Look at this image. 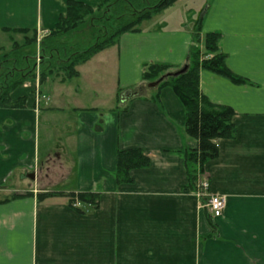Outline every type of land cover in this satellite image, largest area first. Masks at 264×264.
Listing matches in <instances>:
<instances>
[{"label": "crops", "instance_id": "0c3cea01", "mask_svg": "<svg viewBox=\"0 0 264 264\" xmlns=\"http://www.w3.org/2000/svg\"><path fill=\"white\" fill-rule=\"evenodd\" d=\"M68 1L0 0V30L41 36L67 13ZM185 1L154 16L163 23L143 22L77 65V77L51 76L42 84L37 77L19 87L11 99L26 98L23 108L0 107V264H264V0L180 6ZM179 6L185 19L170 25L166 13ZM199 20L201 47L206 33H221L229 68L252 84L201 72L202 94L236 112L235 137L218 141L219 155L203 172L227 197L220 218L190 183L181 101L170 87L158 102L154 92L139 91L147 86L146 66H185ZM12 39L23 41L0 31V55ZM127 92L133 95L123 101ZM43 142H58L57 153H44ZM134 148L151 164L119 184L118 152ZM70 177V186L51 189ZM49 192L96 193L99 206L81 214L67 197L39 199Z\"/></svg>", "mask_w": 264, "mask_h": 264}, {"label": "trees", "instance_id": "16d2710c", "mask_svg": "<svg viewBox=\"0 0 264 264\" xmlns=\"http://www.w3.org/2000/svg\"><path fill=\"white\" fill-rule=\"evenodd\" d=\"M178 0H101L97 7L70 0L67 13L62 16L50 35L37 45V30L1 29L9 35H21L23 41L11 40L10 50L0 55V107L23 108L26 98L12 101L11 94L27 82L39 78L40 83L51 76H59L63 82L79 75L76 66L88 61L93 55L117 44L119 38L127 32L140 31L143 22L154 15L173 6ZM91 20L100 34L89 48L80 45H68L62 38ZM97 21V22H94ZM112 21L116 27L109 28L104 23ZM97 23V24H96ZM113 24V25H114ZM222 34L206 33L202 43L201 22L195 23L193 44L188 53L184 73L164 80L155 93L153 100L159 101L162 89L170 87L181 101L185 113V133L189 139L185 168L190 183L195 186L204 172L205 164L218 157V141L235 137L237 127L234 123L235 110L229 106L212 103L201 92L200 80L203 70L211 71L230 80L236 85H252L251 82L233 72L228 64L226 54L219 47ZM37 57L40 63L37 64ZM184 66V67H185ZM182 67V68H184ZM168 64H150L146 66L142 80L149 84L163 75L177 72ZM150 158L140 148L121 150L117 156L116 178L119 184L131 183V171L149 167ZM51 196L68 198L69 205L81 214L96 210L99 195L90 192L64 194L49 192L39 194V199ZM80 204V206H77Z\"/></svg>", "mask_w": 264, "mask_h": 264}, {"label": "rangeland", "instance_id": "374dc122", "mask_svg": "<svg viewBox=\"0 0 264 264\" xmlns=\"http://www.w3.org/2000/svg\"><path fill=\"white\" fill-rule=\"evenodd\" d=\"M193 3H194V0H186L185 3L182 4V5H180V6L186 5L187 7H190ZM180 6L179 7H176V9H171L169 11L170 13H166V17L168 19H171V24L170 25H176V22L177 21H184L185 17L182 18L183 16H181L182 11H183V9H181V8H183V7H180ZM198 15H199L198 12L195 13L193 18H195ZM154 16L150 20H152L153 18L154 19L152 21L146 22L145 23V26H152V25H154L156 23H163V21L161 19H159V17H154ZM181 18H182V20H181ZM200 20L198 22H201ZM94 22H97V21H94ZM113 24L114 23L112 21H110L108 23H104L103 25L104 26L107 25V26H109V28L116 27V25L115 24L113 25ZM194 28H195V25H194ZM99 34H100L99 28L94 27L92 21L91 20H88L87 22L83 23L79 28H77V29L69 32L68 34H66L62 38V40L64 42H66V44H68V45H72L73 46V45L77 44V45H80L81 48L87 49L90 46H92V45L95 44L96 37ZM49 35H50V32L48 31L45 34H42L41 36H38V38H37V45L39 46L40 43L42 42V40L45 39ZM152 90H154V89H146L145 92H152ZM145 92H143V93H145ZM57 145H58V142L55 143V144L52 143L50 145V147H48L43 142V144H42V150H43L44 153H53V155H54V154L57 153V150H55V148H56ZM51 148H54V149H51ZM56 176H58V175H56ZM49 177L52 178V176H49ZM44 179L45 180L47 179V175H44ZM73 180H74V177H70L68 180H66V182H64L62 184H59L58 186H56V188H51V189L52 190L65 189L67 187V184H68V186H70L72 184Z\"/></svg>", "mask_w": 264, "mask_h": 264}, {"label": "built area", "instance_id": "2783aa9c", "mask_svg": "<svg viewBox=\"0 0 264 264\" xmlns=\"http://www.w3.org/2000/svg\"><path fill=\"white\" fill-rule=\"evenodd\" d=\"M47 32L48 31H43L40 32V34H45ZM37 62H40L39 57H37ZM37 102H39V99ZM196 193L213 218H220L223 216L227 206V197L212 190V182L209 177L203 174L199 176L196 183ZM77 206H80V204H77Z\"/></svg>", "mask_w": 264, "mask_h": 264}, {"label": "water", "instance_id": "95a60500", "mask_svg": "<svg viewBox=\"0 0 264 264\" xmlns=\"http://www.w3.org/2000/svg\"><path fill=\"white\" fill-rule=\"evenodd\" d=\"M187 69V66H185L184 68H182L181 70L177 71V72H170L167 73L165 75H163L161 78H159L157 81L151 82L149 84H147V86H142L139 88L140 92L145 91L146 89H156L158 88V86L160 85V83H162L164 80L170 78V77H175L178 76L182 73H184ZM133 95L132 92H127L124 96H123V101H125L127 99V97H131Z\"/></svg>", "mask_w": 264, "mask_h": 264}]
</instances>
